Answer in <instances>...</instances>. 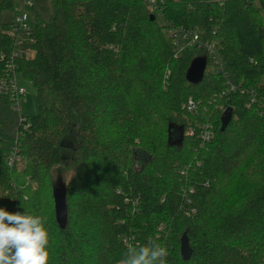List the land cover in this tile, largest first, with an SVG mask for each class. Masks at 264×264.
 <instances>
[{
  "label": "trees",
  "instance_id": "16d2710c",
  "mask_svg": "<svg viewBox=\"0 0 264 264\" xmlns=\"http://www.w3.org/2000/svg\"><path fill=\"white\" fill-rule=\"evenodd\" d=\"M257 1L157 0L152 9L144 0H51L48 18L35 3L34 30L21 35L35 52L17 61L36 87L37 112L23 117L0 93V185L15 191L19 211L48 218L50 264H116L129 231L137 244L165 243L171 264H264V115L246 106L247 93L218 95L230 81L264 94V0ZM15 5L0 0L4 59L17 35L2 13ZM170 26L215 41L221 67L188 81L190 60L205 47L177 52ZM188 96L206 110L187 111ZM218 102L233 109L224 129ZM199 118L213 122L206 146L186 133ZM65 161L74 173L53 185L52 168ZM182 185L194 188L191 214Z\"/></svg>",
  "mask_w": 264,
  "mask_h": 264
},
{
  "label": "built area",
  "instance_id": "2783aa9c",
  "mask_svg": "<svg viewBox=\"0 0 264 264\" xmlns=\"http://www.w3.org/2000/svg\"><path fill=\"white\" fill-rule=\"evenodd\" d=\"M149 5L156 6L157 0H147ZM35 4L33 0H20L16 3L14 8V18L11 20V31L17 35L16 42L11 50V53L8 58L4 59L5 53H2L1 59L5 60L4 66L0 69V93L8 94L11 96L14 101L16 109L19 111V99L25 93L26 87L21 84L20 77L22 76L17 70L19 69L18 57L22 55V52L25 51L27 56H33L35 50L33 48H25L23 43L22 34H31L33 31V25L30 23V12L29 9ZM167 30L173 37V44L175 45L176 51L179 52L186 45H190L196 43L197 46L205 47V56L207 59V65L211 67H221V61L218 57L216 43L215 41L209 40H201L199 31L196 29H192L190 27L180 26L178 28L168 27ZM206 65V66H207ZM239 92V93H247L248 100L246 102V106L255 105L260 115H264V94H261L254 86H249L245 84L243 81L238 82H228L225 88H222L218 95L221 97L227 96L230 93ZM216 94L213 96V100H215ZM182 106L189 112L198 114L201 112V108L205 111L207 106L204 105L201 99H196L193 96H188ZM218 108L225 109L223 103L217 104ZM22 115V114H21ZM23 117L25 115H22ZM187 133L196 134L199 138L200 146H206L214 137V128L213 122L208 118H201L197 121L196 125L191 127ZM17 146L13 145L12 154L9 158V163H13L15 159V153L17 151ZM7 190L3 188L1 196L5 194V192L10 193L9 189ZM193 186H185L182 185L180 188L181 191V203L185 207V212L187 214H191L195 212V206L193 205V198L191 193L193 192ZM15 200L12 197V201ZM15 203V202H14ZM136 207L133 208L135 210ZM165 222L160 221L158 224L159 229H165ZM122 241L126 246L128 245H136L138 240L136 239L133 232H126L122 235ZM161 246L166 247V244L163 242L158 243ZM167 248V247H166ZM168 251V249H167ZM167 264H171L167 259Z\"/></svg>",
  "mask_w": 264,
  "mask_h": 264
},
{
  "label": "clouds",
  "instance_id": "9594fccd",
  "mask_svg": "<svg viewBox=\"0 0 264 264\" xmlns=\"http://www.w3.org/2000/svg\"><path fill=\"white\" fill-rule=\"evenodd\" d=\"M46 216L0 207V264H50ZM167 248L149 239L128 245L120 264H167Z\"/></svg>",
  "mask_w": 264,
  "mask_h": 264
},
{
  "label": "rangeland",
  "instance_id": "374dc122",
  "mask_svg": "<svg viewBox=\"0 0 264 264\" xmlns=\"http://www.w3.org/2000/svg\"><path fill=\"white\" fill-rule=\"evenodd\" d=\"M20 0H16V3L19 2ZM37 5L39 10L42 12V17H46L48 18L52 12V3L51 0H33ZM147 3V0H144ZM254 4L258 1L257 0H253ZM157 5V4H156ZM148 6L152 9H154L156 6H152L149 5ZM34 8H35V4L30 7L29 12H30V23L33 25V19H34ZM160 13V12H159ZM261 13H262V17H263V21H264V7L261 8ZM13 14H14V10L13 9H5L2 13V20L4 21H11L13 20ZM155 15V13H154ZM155 17V16H154ZM159 19V17H158ZM10 27H11V23ZM185 27V26H184ZM33 30H34V25H33ZM33 32V31H32ZM31 35V34H29ZM210 69H213V67H211L210 65L206 66L205 72L210 71ZM19 73H21L20 68L17 70ZM22 74V73H21ZM20 82L22 85H24L26 87V91L25 93L20 97L19 99V105H20V109L19 112L22 115H28V114H33L37 112V91H36V87L33 83V81L27 77H20ZM200 120L196 119V121H194L191 125H188V127L186 128V133L187 131L196 125L197 121ZM174 131V136H178L179 135V130L177 128H173ZM20 143V142H19ZM74 173V165L70 162V161H65L62 163H59L57 165H55L52 168L51 171V177H52V183L53 185H59L68 181L71 176ZM2 186L0 185V198L2 199L1 203H0V207H4L9 211H19V206L18 203H14L12 201V197L14 199H16V193L15 191L9 189L10 193L5 192V194L3 195V197L1 196L2 193ZM7 189H5L6 191ZM116 264H120V261H118Z\"/></svg>",
  "mask_w": 264,
  "mask_h": 264
},
{
  "label": "water",
  "instance_id": "95a60500",
  "mask_svg": "<svg viewBox=\"0 0 264 264\" xmlns=\"http://www.w3.org/2000/svg\"><path fill=\"white\" fill-rule=\"evenodd\" d=\"M154 16H155L154 13H151V18H154ZM206 65H207V59L204 54H198L192 57L185 72L186 79L192 82L200 81L203 78ZM232 114H233L232 107L230 105L226 106L220 116V129L225 128V126L230 121ZM58 205H59V216L62 218V205H64V203L63 200H60V198L58 200ZM179 249H180V254L184 259L189 258L191 253V247L185 233L182 234L181 236Z\"/></svg>",
  "mask_w": 264,
  "mask_h": 264
}]
</instances>
